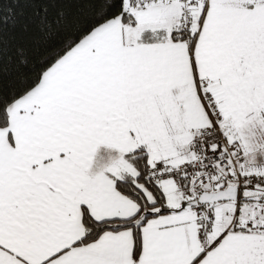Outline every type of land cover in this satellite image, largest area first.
<instances>
[{
  "label": "snow or ice",
  "instance_id": "1",
  "mask_svg": "<svg viewBox=\"0 0 264 264\" xmlns=\"http://www.w3.org/2000/svg\"><path fill=\"white\" fill-rule=\"evenodd\" d=\"M0 264H264V0H0Z\"/></svg>",
  "mask_w": 264,
  "mask_h": 264
}]
</instances>
